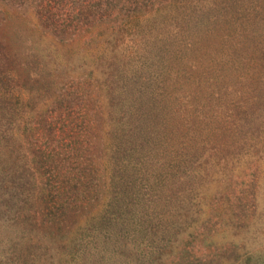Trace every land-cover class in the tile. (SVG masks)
Returning a JSON list of instances; mask_svg holds the SVG:
<instances>
[{
  "label": "rangeland",
  "instance_id": "1",
  "mask_svg": "<svg viewBox=\"0 0 264 264\" xmlns=\"http://www.w3.org/2000/svg\"><path fill=\"white\" fill-rule=\"evenodd\" d=\"M0 264H264V0H0Z\"/></svg>",
  "mask_w": 264,
  "mask_h": 264
}]
</instances>
